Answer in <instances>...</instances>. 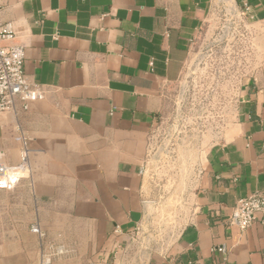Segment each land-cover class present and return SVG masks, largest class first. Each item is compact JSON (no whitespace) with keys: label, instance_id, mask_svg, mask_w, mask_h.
I'll use <instances>...</instances> for the list:
<instances>
[{"label":"crops","instance_id":"0c3cea01","mask_svg":"<svg viewBox=\"0 0 264 264\" xmlns=\"http://www.w3.org/2000/svg\"><path fill=\"white\" fill-rule=\"evenodd\" d=\"M228 3L260 61L228 93L201 162L168 189L151 171L152 133L225 2L0 0L26 83L46 91L0 112V162L16 166L23 147L28 158L15 187L0 189V264H40L56 249L50 264H264L262 216L243 231L227 221L238 199L264 195V0ZM162 200L180 226L163 244Z\"/></svg>","mask_w":264,"mask_h":264},{"label":"rangeland","instance_id":"374dc122","mask_svg":"<svg viewBox=\"0 0 264 264\" xmlns=\"http://www.w3.org/2000/svg\"><path fill=\"white\" fill-rule=\"evenodd\" d=\"M223 1L225 5L230 6L228 0ZM224 13L221 11L218 21L212 19L215 28L209 40L204 42L205 45H214L215 42L220 44L221 53L216 51L217 54L208 57L209 53L204 52V56L207 57H204L203 67L198 66L197 62L189 66L182 79L181 90L176 88V93H180L178 101L173 100L171 109L161 116L158 122V124L161 122L162 126H167L163 128H166L165 133H168V137L164 136L163 131L160 132L161 138H158L155 150L148 158L153 177H157L162 183L167 179L170 183L168 189L173 186L171 177L177 176L178 173L190 174L196 163L201 162L207 146L214 141L217 127L227 118L228 112L225 109L229 106L228 93L232 95L236 84L249 75L260 61L257 57L258 52L255 51L250 57L247 51L243 50V44L237 45L241 47V51L236 52L235 42L227 33L223 39H218V31L224 21H234ZM225 45L229 48L222 50ZM197 47L195 46L193 53L197 52ZM228 50L231 52L229 56ZM227 80H230V84H226ZM163 202L162 200L160 204L161 210L157 211L155 231L157 241L161 244L174 239L180 227L166 214L165 209H169L170 204L165 203L167 206L165 207Z\"/></svg>","mask_w":264,"mask_h":264},{"label":"built area","instance_id":"2783aa9c","mask_svg":"<svg viewBox=\"0 0 264 264\" xmlns=\"http://www.w3.org/2000/svg\"><path fill=\"white\" fill-rule=\"evenodd\" d=\"M221 11L225 12L224 14L230 16V19H234V21H224L219 28L217 34L218 39H223L225 33H227L232 41L235 42V51L240 52L241 47L237 45L243 44V50L245 49L250 56L253 45L252 35L245 26L244 14L225 5L222 6L219 11L214 13L215 21L219 20L218 16ZM14 39L15 36L11 24L2 21L0 7V112H14L17 103L21 105L23 110H26L29 104L43 100L46 94V91L41 86L29 85L26 83L23 74L24 48L21 45L14 43ZM211 46L213 48H210ZM219 46L220 44L216 42L214 45L206 44L204 46V52L209 53L208 57L214 56L217 52L221 53V47L219 48ZM227 47L229 48L228 45H225L222 50ZM228 52H230V50H228ZM233 53L234 51H232V54ZM229 55H231V52L228 56ZM204 57L206 58L207 56H203L202 60L197 62L198 66L203 67V61H205ZM178 98L176 101H178ZM159 120L160 118L156 123L155 131L152 133L155 143L158 141V138H161V131H163L166 138L168 137V133H165L166 128H163L167 126H162L161 122L158 124ZM19 140H23V137H20ZM27 169V151L26 148L23 147L20 151L19 163L16 166H7L0 162V189L12 190L18 183L19 179L27 172ZM258 214H260L262 220H264V195L261 193H254L248 197L238 199L235 202L227 221L229 225L243 231L254 223L256 215ZM31 231L40 236L39 229L36 225L31 227ZM217 250L224 251L223 248ZM60 253H62V249H56L53 253L46 252L41 254L40 264H50L53 256ZM187 264H195V261H188Z\"/></svg>","mask_w":264,"mask_h":264}]
</instances>
